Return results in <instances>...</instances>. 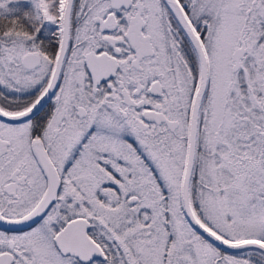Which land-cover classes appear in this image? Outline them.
<instances>
[{
	"label": "snow or ice",
	"instance_id": "6c2138e0",
	"mask_svg": "<svg viewBox=\"0 0 264 264\" xmlns=\"http://www.w3.org/2000/svg\"><path fill=\"white\" fill-rule=\"evenodd\" d=\"M0 264H264V0H0Z\"/></svg>",
	"mask_w": 264,
	"mask_h": 264
}]
</instances>
